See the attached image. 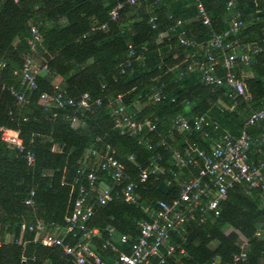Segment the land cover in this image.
Wrapping results in <instances>:
<instances>
[{
    "label": "trees",
    "instance_id": "trees-1",
    "mask_svg": "<svg viewBox=\"0 0 264 264\" xmlns=\"http://www.w3.org/2000/svg\"><path fill=\"white\" fill-rule=\"evenodd\" d=\"M128 1L0 0V61L5 63L0 68V127L18 131L24 147L35 156L34 166L29 167L23 154L0 140V264H75L60 248L35 242L34 233H26L21 242L19 226L23 221L38 219L48 230L57 226L64 232L65 218L72 212L80 186L74 184L78 162L91 147L100 149L106 145L124 163L129 179L152 161L163 170L137 190L136 204L124 203L116 195L120 186L115 187L107 176L102 180L113 188V201L98 206L96 193H91L93 215L85 223V233L96 230L98 235H90L91 248L103 260H113L116 254L103 247L111 239L107 229L112 228L114 236H126L128 245H132L139 236V223L152 218L159 202L176 200L180 181L191 177L186 169L165 165L172 155L161 144L162 139L173 149H181L186 140L207 149L199 133L169 137L171 119L176 115L189 119L206 116L237 137L251 111L264 105V51L251 53L264 45V0H200L210 27L201 24L192 0H139L134 5ZM229 1L242 14L244 26L228 40L238 39L243 50L250 52L251 64L235 68L251 97L249 102L230 98L224 87L205 86L200 74L188 71L192 49L180 45L178 39L183 31L185 39L204 43L213 31L223 32L232 16L226 10ZM118 5L122 8L111 20L109 14ZM151 17L156 18L155 31L149 23ZM176 20L182 21L181 27L175 28ZM31 27L40 36L32 56L40 66H46V71L37 77L35 90L24 92L28 103L18 105L8 88L23 91L14 72L20 70L29 52ZM171 28L175 32L167 39L156 40L158 32ZM128 46L141 59L126 68ZM56 78L61 80L57 86ZM153 88L164 97L159 103L150 100ZM58 91L64 100L74 102L88 94L90 109L76 111L75 107L40 104L42 94L54 96ZM118 95L136 121H153L154 132L143 130L137 137L120 134L110 115ZM96 101H100L99 106L94 105ZM75 116L82 123L77 128L68 120ZM263 128L264 123L247 128L251 138L249 159L254 162L264 159V145L256 144ZM81 182L86 186L84 178ZM31 190L35 193L34 204L28 207L24 202ZM228 228L232 231L226 234ZM256 229L264 233V206L259 191L237 185L219 203L216 219L191 222L180 234H172L170 242L178 244L185 254L176 251L164 264H210L214 260L217 264H233L240 237L249 247L246 264H264V241L253 235ZM85 233H67L64 243L74 246L86 242Z\"/></svg>",
    "mask_w": 264,
    "mask_h": 264
},
{
    "label": "built area",
    "instance_id": "built-area-1",
    "mask_svg": "<svg viewBox=\"0 0 264 264\" xmlns=\"http://www.w3.org/2000/svg\"><path fill=\"white\" fill-rule=\"evenodd\" d=\"M137 1L139 0H129L128 3L134 5ZM152 1L158 3L160 0ZM192 1L196 5L201 24L210 27V18L200 0ZM17 2L18 0H14V3ZM121 8L122 5H118L110 12L111 20L117 18ZM226 10L231 12L232 16L228 27L223 32L216 33L213 31L210 39L204 43L185 39L183 31L178 34V39L180 45L192 49V53L188 57V71L200 74V80L205 86L224 87L230 98H240L244 102H249L251 97L244 81L236 74L235 68L241 64L245 66L251 64L250 52L243 50L238 39L228 40L238 34L244 26L242 14L234 9L232 1L226 4ZM155 21V17H151L149 20L151 29L154 31L157 28L154 24ZM174 25L175 28L181 27L182 21L176 20ZM101 28L104 29L105 26ZM175 28L158 32L156 40L158 42L164 41L170 33L175 32ZM30 32L29 52L24 56L20 70L14 72L19 78L23 91L19 92L12 87L8 88L18 105L28 103L24 92L35 90L37 77L46 71V66H40L32 56L37 43L40 41L39 33L35 27H31ZM260 50L264 51V45L261 49H253L251 53H257ZM127 57L126 68H129L134 61L141 59V56L137 55L131 46H128ZM3 67H5V63L0 61V68ZM219 68H221L220 74H218ZM124 71L125 69L121 70L120 73L124 74ZM55 86L57 85L55 84ZM163 99L161 91L153 88L150 100L153 103H159ZM39 102L43 106L52 103L58 108L75 107L76 111H88L91 107L90 97L86 93L77 102L70 99L64 100L59 91L54 96L44 93L40 96ZM94 105L99 106L100 101H96ZM234 106L235 103L230 109H233ZM110 115L114 119V127L122 135L137 137L143 130L154 132L156 129L153 121L147 119L136 121L134 115L129 113L121 95L114 98ZM68 120L73 128L82 125L76 116ZM259 123H264V105L251 111L240 135L236 138L228 131L221 130L216 122L206 116H196L191 119L182 115L173 117L167 130L169 137L186 136L193 132L199 133L206 141L207 149L198 143L189 141L184 142L181 149H173L167 145L165 139H162L161 144L165 145L172 155L165 165L170 168L186 169L191 177L180 181V191L176 200L171 203L159 202L158 210L152 215V218L139 223V236L132 245H128L129 240L126 236H114L113 229H107L111 239L107 240L103 247L116 254L113 260L108 261L100 258L93 251L89 242L86 241L90 235H98L96 230H92L88 234L85 233V223L93 215V205L89 199L91 193H96L98 206H106L113 201L115 195L113 188L105 185L102 180V176H107L115 187L120 186L116 195H119L124 203L136 204L138 201L137 190L149 178L163 173V170L156 161H152L145 168L140 169L135 178L129 179L125 173L124 163L116 159L115 151L108 145L100 149L95 146L91 147L82 160L78 162L76 172L78 178L74 179V184L80 183V186L73 201L72 212L65 218L64 234L74 230L82 231L85 233L83 239L86 242L74 246L64 243L63 237L59 233L61 232L59 227L56 226L50 231L38 219L33 222L23 221L20 224V241H23L26 233H34L35 242L43 247L60 248L62 253L70 257L75 264H164L166 259L176 251L184 255V251L178 244L170 243L172 234H180L184 231L185 226L191 222L204 223L216 219L219 216V203L235 186L246 187L248 190H258L264 206V159L258 162L249 159L251 138L247 133V128ZM0 140L8 148L23 154L29 167L34 166V153L24 147L18 131L0 127ZM256 144L257 146L264 145V128L256 140ZM158 159L159 157L156 160ZM82 178L85 179L86 186L82 184ZM167 184L169 185L170 181ZM34 194V190H31L24 205L33 207L32 198ZM69 197L72 198V191ZM253 235L264 241V233L259 229L254 230ZM124 249H128L129 252L127 253ZM248 251L246 239L240 237L239 251L232 256L233 264H246ZM217 263L214 260L210 264Z\"/></svg>",
    "mask_w": 264,
    "mask_h": 264
},
{
    "label": "crops",
    "instance_id": "crops-1",
    "mask_svg": "<svg viewBox=\"0 0 264 264\" xmlns=\"http://www.w3.org/2000/svg\"><path fill=\"white\" fill-rule=\"evenodd\" d=\"M60 79L59 78H56L55 80H54V84H56V85H58L59 83H60ZM248 118V117H247ZM246 121V120H245ZM245 123V122H244ZM244 126V125H243ZM220 127V126H219ZM243 128V127H242ZM221 129V128H220ZM221 130H225V129H221ZM226 131H228V130H226ZM229 132V131H228ZM234 138H236V136H234L231 132H229ZM238 137V136H237ZM186 141H188V140H186ZM185 141V142H186ZM104 183V182H103ZM105 184V183H104ZM106 185V184H105ZM232 231V229H230V228H228V229H226L225 230V232H226V234H228V233H230ZM60 233V235L62 236V237H64V232H59ZM89 239H90V237H89ZM89 239H87L86 241H88L89 242ZM171 243V242H170ZM171 244H174V243H171Z\"/></svg>",
    "mask_w": 264,
    "mask_h": 264
},
{
    "label": "rangeland",
    "instance_id": "rangeland-1",
    "mask_svg": "<svg viewBox=\"0 0 264 264\" xmlns=\"http://www.w3.org/2000/svg\"><path fill=\"white\" fill-rule=\"evenodd\" d=\"M249 231V230H248Z\"/></svg>",
    "mask_w": 264,
    "mask_h": 264
}]
</instances>
